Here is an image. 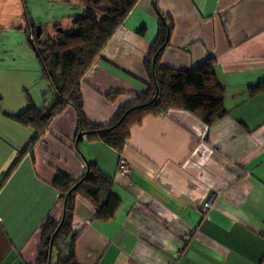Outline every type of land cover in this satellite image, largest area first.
<instances>
[{"label": "crops", "instance_id": "obj_1", "mask_svg": "<svg viewBox=\"0 0 264 264\" xmlns=\"http://www.w3.org/2000/svg\"><path fill=\"white\" fill-rule=\"evenodd\" d=\"M57 5L69 10L54 16L67 31L81 7ZM156 11L173 23L160 66L189 71L213 57L227 115L212 126L178 109L148 116L130 129L119 155L100 141L75 142V112L65 107L0 189V264H36L41 225L62 215L52 182L58 173L78 180L86 164L112 179L120 206L113 220L93 221L91 202L76 197L78 264H264V91L248 94L264 80V0H137L80 83L85 117L106 126L146 91ZM22 96L11 94V112L26 108ZM7 123L22 136L0 174L32 135ZM120 158L128 177L117 172ZM56 258L53 252L50 263Z\"/></svg>", "mask_w": 264, "mask_h": 264}, {"label": "trees", "instance_id": "obj_2", "mask_svg": "<svg viewBox=\"0 0 264 264\" xmlns=\"http://www.w3.org/2000/svg\"><path fill=\"white\" fill-rule=\"evenodd\" d=\"M137 0H76L81 13L71 27L62 31L54 26L53 38L36 37V26L25 30L29 46L37 61L41 79L48 84L51 103L45 110L35 107L26 96L27 106L19 114H5L15 124L32 130L27 144L14 158L0 180V189L15 170L29 147L43 135L52 119L65 107L73 108L76 116L75 142H103L121 154L129 139L130 129L140 125L148 116H158L169 109L189 112L206 126H212L227 115L223 108V88L215 78V59L208 57L189 71H176L160 66V56L170 43L173 23L156 11L157 35L144 60L148 83L145 92L133 102L119 108L111 122L98 126L88 122L83 111L80 83L109 39L123 24ZM30 29V30H29ZM29 30V32H28ZM42 32V31H41ZM264 91V80L250 87L249 96ZM1 100V98H0ZM53 188L62 202V215L56 221L47 217L41 225V239L36 264H78L75 243L79 235L72 230L77 196L85 197L95 208L93 221L113 220L120 202L112 193L113 182L95 164H86L81 178L72 180L58 173Z\"/></svg>", "mask_w": 264, "mask_h": 264}, {"label": "rangeland", "instance_id": "obj_3", "mask_svg": "<svg viewBox=\"0 0 264 264\" xmlns=\"http://www.w3.org/2000/svg\"><path fill=\"white\" fill-rule=\"evenodd\" d=\"M58 1L61 0H0V165L5 153L14 149L16 139L22 136L13 129H8L9 125L5 123L13 124L11 126L20 130L19 132H27V129H20L5 116L10 113L17 115L25 109L11 112L16 111L12 109L11 94L14 93L15 98L22 94L23 100L28 96L34 106L41 110H45L51 103L52 97L44 81L40 79V70L25 30L32 25L40 26L41 40L53 38L56 23H59L60 30L66 31V24L62 20L59 22L54 16L69 10L64 9V6L59 7ZM4 173L0 174V180Z\"/></svg>", "mask_w": 264, "mask_h": 264}, {"label": "built area", "instance_id": "obj_4", "mask_svg": "<svg viewBox=\"0 0 264 264\" xmlns=\"http://www.w3.org/2000/svg\"><path fill=\"white\" fill-rule=\"evenodd\" d=\"M117 172L123 177H128L130 174L129 164L123 158H120L118 161ZM210 206H211V200H209L204 205L206 209L210 208Z\"/></svg>", "mask_w": 264, "mask_h": 264}, {"label": "water", "instance_id": "obj_5", "mask_svg": "<svg viewBox=\"0 0 264 264\" xmlns=\"http://www.w3.org/2000/svg\"><path fill=\"white\" fill-rule=\"evenodd\" d=\"M35 30H36V37L39 38L41 36V27L36 26Z\"/></svg>", "mask_w": 264, "mask_h": 264}]
</instances>
